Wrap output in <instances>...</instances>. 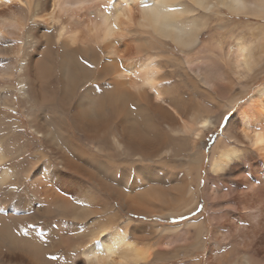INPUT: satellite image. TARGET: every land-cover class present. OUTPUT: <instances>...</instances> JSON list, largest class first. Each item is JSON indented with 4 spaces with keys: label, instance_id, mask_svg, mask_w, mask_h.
<instances>
[{
    "label": "bare ground",
    "instance_id": "bare-ground-1",
    "mask_svg": "<svg viewBox=\"0 0 264 264\" xmlns=\"http://www.w3.org/2000/svg\"><path fill=\"white\" fill-rule=\"evenodd\" d=\"M260 21L264 0H0V264H264Z\"/></svg>",
    "mask_w": 264,
    "mask_h": 264
},
{
    "label": "rangeland",
    "instance_id": "rangeland-1",
    "mask_svg": "<svg viewBox=\"0 0 264 264\" xmlns=\"http://www.w3.org/2000/svg\"><path fill=\"white\" fill-rule=\"evenodd\" d=\"M236 18H233V20H235ZM236 20H238V22H239V24H240V26H243L247 21H252V22H256L257 20H253V19H251V18H237ZM260 22H262V23H264V21H260ZM255 25V24H254ZM18 101V105L16 106V108H18V110L17 111H13L12 109H8V108H6V110L4 111L5 113H8L7 115L8 116H10L9 118H11V117H14V118H17V119H19V120H21L22 122H23V127H22V129H24V132H23V134L24 133H26V134H24L23 135V139H21L22 140V143H23V146H24V149L23 150H25V148H26V145L28 144V142H30V141H34V138H33V136L31 135L33 132L30 130V127H29V123H28V116L24 113V111L23 110H21L22 108H21V106H20V101H19V99L17 100ZM227 119V117L226 116H224L223 118H222V122H221V125H220V127H218L217 126V128H216V130H213V131H211V132H208L206 135L207 136H205V140H204V142L203 143H201V147H203V146H207V151H206V153L207 152H209V150H210V147L212 146V144L214 143V141L216 140V138H218V136L221 134V133H224V130H225V120ZM9 121V120H8ZM10 122V121H9ZM7 128L8 129H10V126H7ZM31 136V137H30ZM37 138V137H36ZM27 139V140H26ZM34 146V144L31 146V153L34 151V150H36V148H34V149H32V147ZM209 149V150H208ZM209 153H207L206 154V156H205V163H204V172L206 171V169L208 168V160H209V155H208ZM31 155H33V154H31ZM30 154H28L26 157H25V159H23V162H24V164H26L27 163V159L31 156ZM207 176H206V174H204V180H205V178H206ZM203 180V181H204ZM32 180L31 179H27L26 177L22 180V183L23 184H21V190L23 191L22 192V194H24L25 195V197H28L29 195H27V194H29V191H28V187H29V182H31ZM10 199V200H9ZM16 198L15 197H12V196H10L8 199H7V202H6V204L2 207V209L5 211L4 213L6 214V215H8L9 213H11L10 211H12L13 209H14V214L15 215H18V216H20V215H23V216H26V215H29V214H31V213H29L30 211H32V209L33 208H35V206L32 204V205H30L29 206V209H24V208H22V205L21 206H16V208L14 207L13 208V206H14V204L16 203ZM15 202V203H14ZM38 204H39V202H37ZM37 203H36V205H37ZM203 201H201V205L199 206V207H197L193 212H191V213H189L188 215H186V216H182V217H180V218H173V220H170V219H161L160 220V222L162 223L161 224V226H170V225H181V224H184L185 222H187V221H192V220H198L200 217H205V215L207 214V211H206V203H204ZM11 205V206H10ZM116 206H117V209L118 210H120V211H122V213H123V217H122V221L120 222V224L121 225H123L124 224V219L125 220H127V219H129V218H133V221H134V223H137V222H142V223H145V224H151L152 223V220H151V218H148V217H146L145 215H137V214H134V213H129V212H126L125 210H123L117 203H116ZM18 210V211H17ZM23 210H25V211H23ZM22 212H26L25 214L24 213H22ZM31 218H29L30 220H34L36 223H39V222H50V223H52V225L53 226H56L55 228H58V224H57V220H59V218H54V217H48V218H46V217H44V219H40V218H37L36 216H33L32 214H31V216H30ZM35 217V218H34ZM38 219V220H37ZM157 218H154V220H156ZM34 224V223H33ZM35 225V224H34ZM36 225H38V224H36ZM45 231V230H44ZM46 234V233H45ZM209 238V237H208ZM210 243H211V238H209V244H208V247H209V245H210ZM59 252H57V254H55V258L56 257H63L64 258V260H66V261H68V259H69V261L68 262H66V263H72V261L74 260V257H77V255H78V252L74 255V256H72V255H68V253L67 252H65V251H63L62 249H60V250H58ZM207 250H202V251H198V254H196V259H201V264H207V262H206V257H207ZM67 253V254H66ZM56 255H58V256H56ZM61 257V258H62ZM69 257V258H68ZM73 259V260H72ZM187 259L188 258H184V257H182L180 260H178V261H176V263H174V264H181L183 261H187ZM70 260H71V262H70ZM173 263V261H171V262H167V263H161V262H153V263H151V264H172Z\"/></svg>",
    "mask_w": 264,
    "mask_h": 264
},
{
    "label": "snow or ice",
    "instance_id": "snow-or-ice-1",
    "mask_svg": "<svg viewBox=\"0 0 264 264\" xmlns=\"http://www.w3.org/2000/svg\"><path fill=\"white\" fill-rule=\"evenodd\" d=\"M96 243H98V244H99V243H101V241H97Z\"/></svg>",
    "mask_w": 264,
    "mask_h": 264
}]
</instances>
